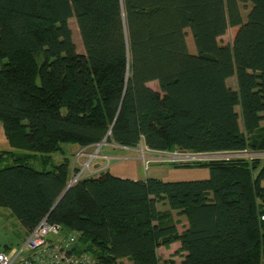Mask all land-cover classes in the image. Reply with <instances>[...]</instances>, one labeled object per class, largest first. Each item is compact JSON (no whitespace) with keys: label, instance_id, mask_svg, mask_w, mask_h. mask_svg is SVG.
Instances as JSON below:
<instances>
[{"label":"trees","instance_id":"16d2710c","mask_svg":"<svg viewBox=\"0 0 264 264\" xmlns=\"http://www.w3.org/2000/svg\"><path fill=\"white\" fill-rule=\"evenodd\" d=\"M0 124V208L28 234L47 220L103 264H164L175 243L179 264L263 263L264 159L247 154L264 153V0H0ZM104 142L229 156L173 164L204 180L72 184L65 146Z\"/></svg>","mask_w":264,"mask_h":264},{"label":"rangeland","instance_id":"374dc122","mask_svg":"<svg viewBox=\"0 0 264 264\" xmlns=\"http://www.w3.org/2000/svg\"><path fill=\"white\" fill-rule=\"evenodd\" d=\"M70 25L73 30L74 41L78 47V51L79 53H84V46L80 38V33L77 28L75 20H71ZM187 40L190 51L195 53L196 50L190 33L188 34ZM230 41H231V34L228 32L226 36L223 38V42L229 43ZM229 83L231 84L234 82L231 81ZM150 87H152L155 90H158L157 83L150 84ZM103 146H104L103 149L102 147L100 149L98 147H94L91 148V150L80 149L76 151H73V149H77V146L66 145L65 147L69 149L71 147L72 151L68 153V157L72 158L73 165L77 163L76 162L77 160L82 165H84L88 162L87 159L88 157L87 156L81 157L80 154L88 153L90 155L97 157L96 159H94L93 162L95 164V161L96 160L99 161L100 157H102V153L108 150L109 151L113 150L106 145ZM3 150H11V148L8 144L7 139L5 138L3 127L0 124V151ZM155 154L147 152L146 148L143 146H140L137 152L134 150L123 151L120 154H116L117 156L106 157L104 160H102L104 161L108 169L102 171L101 173L110 172L111 174L118 177L135 178V179H144L147 176L154 178L157 177L165 182L197 181V180L207 179L210 176L209 170L205 167L181 168V167H175L173 164L171 165V163L169 164V163L155 162L152 163L151 165H148V168L146 169L143 163V155H145L146 158L148 157L150 159L158 158ZM251 156H254V158L259 157L264 159V153L260 155L250 153L249 156L247 157H251ZM55 159L57 162L61 161V158L58 155L55 156ZM75 166L79 168V172H80L82 167L79 165H75ZM101 173L97 174L96 176H99ZM178 222L180 225V229L182 230V221H178ZM0 224H1L0 249L3 250L5 246H13V247L21 248L24 245L29 234L8 209L0 208ZM159 250L158 251H159L160 260L164 264H172V263L179 264L183 261L182 254L178 253L176 255H173V254H169L168 252L166 253L163 247L159 248ZM169 255H171L173 259H170ZM118 264H132V262L128 259H124V260H119Z\"/></svg>","mask_w":264,"mask_h":264},{"label":"built area","instance_id":"2783aa9c","mask_svg":"<svg viewBox=\"0 0 264 264\" xmlns=\"http://www.w3.org/2000/svg\"><path fill=\"white\" fill-rule=\"evenodd\" d=\"M98 148L100 149L101 146ZM146 150L149 153H156L155 155L158 157L150 159L143 155V163L146 169L148 165L155 162L169 164L193 163L221 160L229 156L228 154L202 155L183 152L159 153ZM80 155L81 157L87 156L88 162L82 165L78 160L76 161V165L82 168L73 179L72 184L85 176H96L107 170V168H94L93 162L97 157L88 153ZM262 220L264 221V216ZM79 240V233L65 232L61 226L51 225L47 220H44L29 234L21 248L12 247L10 251L0 250V264H103L89 253L77 251Z\"/></svg>","mask_w":264,"mask_h":264},{"label":"crops","instance_id":"0c3cea01","mask_svg":"<svg viewBox=\"0 0 264 264\" xmlns=\"http://www.w3.org/2000/svg\"><path fill=\"white\" fill-rule=\"evenodd\" d=\"M234 82V83H231L230 85L233 87V88H235L236 87V79L235 78H232V79H230L229 80V82ZM2 125V124H1ZM3 127V126H2ZM4 130V129H3ZM6 138V137H5ZM9 144V143H8ZM144 147V146H143ZM108 148V147H107ZM109 148H111V147H109ZM69 152H71L72 150H71V147H70V149L69 148H66ZM81 148H78L77 147V149H73V151H76V150H80ZM111 149H113V148H111ZM86 150H91V148H88V149H86ZM114 150V151H113ZM112 151L110 150H108V151H106V152H104V153H102V157H100V160L99 161H95V164H94V168H96V169H99V168H101V169H105V168H107L108 169V167L105 165V163H104V161H102V160H104L106 157H113V156H117L116 154H120L121 152H123V151H129V150H134V151H138V149H113ZM3 151H6V150H3ZM121 178H124V177H121ZM148 178H154V177H145L144 179H135V178H130V179H133V180H146V179H148ZM156 179H159V178H157L156 177ZM158 209L160 210V211H166V210H169V207H168V205H167V203L166 202H162V203H160V204H158ZM173 214H174V216H175V220L176 221H182V230L180 229V225L178 224V231H179V233H182V232H184L185 230H187V228H188V226H189V224H188V221H187V219H186V217H184V216H180V215H178V212H173ZM177 217V218H176ZM179 223V222H178ZM13 247V246H12ZM180 248H181V244L180 243H175V244H173V245H171L169 248H163L164 250H165V252L167 253H169V254H173V255H176V254H182L183 255V257L185 256V252H182V251H180ZM1 250V249H0ZM160 251V250H159ZM159 251H158V254H159ZM169 258L170 259H173L172 257H171V255H169ZM262 264H264V256H263V263Z\"/></svg>","mask_w":264,"mask_h":264},{"label":"water","instance_id":"95a60500","mask_svg":"<svg viewBox=\"0 0 264 264\" xmlns=\"http://www.w3.org/2000/svg\"><path fill=\"white\" fill-rule=\"evenodd\" d=\"M103 145H105V142L102 143L100 146H103ZM71 186H72V184H70V185L68 186L67 190H68ZM66 192H67V191H66ZM66 192H65V193H66ZM65 193H64V194H65ZM63 196H64V195H63ZM63 196H62V197H63ZM62 197H61V198H62ZM61 198H60V200H61ZM60 200H59V201H60ZM59 201H58V202H59Z\"/></svg>","mask_w":264,"mask_h":264}]
</instances>
